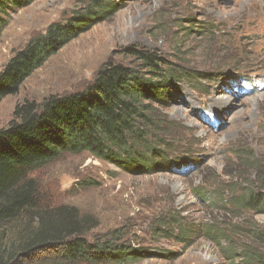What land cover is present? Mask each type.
<instances>
[{
    "label": "rangeland",
    "instance_id": "rangeland-1",
    "mask_svg": "<svg viewBox=\"0 0 264 264\" xmlns=\"http://www.w3.org/2000/svg\"><path fill=\"white\" fill-rule=\"evenodd\" d=\"M90 1L30 0L10 10L0 35V68L32 35ZM113 2L115 13L80 33L0 101V128L17 103L83 89L108 57L133 61L129 48L199 72L189 82L169 84L159 109L174 123L160 135L170 146L165 148L188 160L186 166L129 174L82 152L63 154L32 176L49 221L79 222L91 237L120 228L135 244L175 253L130 264H246L229 257L247 247L264 254L256 234L264 231V212L235 206L251 189L264 193V0ZM206 195L210 203L202 201ZM174 222L189 227L185 240L174 238ZM160 223L167 224L163 235L156 234ZM211 226L218 231L214 239L205 234Z\"/></svg>",
    "mask_w": 264,
    "mask_h": 264
},
{
    "label": "trees",
    "instance_id": "trees-1",
    "mask_svg": "<svg viewBox=\"0 0 264 264\" xmlns=\"http://www.w3.org/2000/svg\"><path fill=\"white\" fill-rule=\"evenodd\" d=\"M29 1L0 0V35L10 10L25 7ZM117 9L113 0H91L64 22H51L43 32L32 35L0 68V101L17 93L51 56ZM127 54L133 61L122 63L108 57L81 90L49 95L40 103H17L7 125L0 128V264H130L175 254L135 244L120 228L91 237L79 222L70 227L66 221H49L32 176L35 169L63 154L82 152L129 174L187 165L188 160L168 154L165 146H170L160 135L174 123L159 109L165 106L169 84L189 82L200 73L175 63L168 66L154 51L129 48ZM206 196L207 201H202L210 203L213 198ZM235 204L264 212V193L251 189L238 196ZM13 226L16 230L9 232ZM166 226L160 223L156 234H165ZM173 226L179 228L174 238L185 240L189 227L179 222ZM217 233L216 227L205 228L209 238ZM256 234L264 240L263 230ZM241 251L243 255L233 253L229 260L240 256L246 264H264L258 248ZM226 252L230 254V248Z\"/></svg>",
    "mask_w": 264,
    "mask_h": 264
},
{
    "label": "bare ground",
    "instance_id": "bare-ground-1",
    "mask_svg": "<svg viewBox=\"0 0 264 264\" xmlns=\"http://www.w3.org/2000/svg\"><path fill=\"white\" fill-rule=\"evenodd\" d=\"M225 100V99H224Z\"/></svg>",
    "mask_w": 264,
    "mask_h": 264
},
{
    "label": "clouds",
    "instance_id": "clouds-1",
    "mask_svg": "<svg viewBox=\"0 0 264 264\" xmlns=\"http://www.w3.org/2000/svg\"><path fill=\"white\" fill-rule=\"evenodd\" d=\"M251 99V98H250Z\"/></svg>",
    "mask_w": 264,
    "mask_h": 264
}]
</instances>
